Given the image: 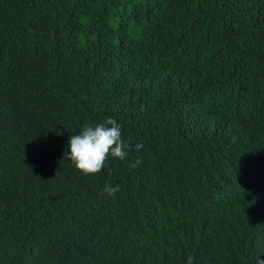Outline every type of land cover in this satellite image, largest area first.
<instances>
[{"label": "trees", "instance_id": "16d2710c", "mask_svg": "<svg viewBox=\"0 0 264 264\" xmlns=\"http://www.w3.org/2000/svg\"><path fill=\"white\" fill-rule=\"evenodd\" d=\"M53 116L63 138L115 118L130 148L106 180L79 171L68 146L64 174L10 199L51 264H187L175 235L204 225L201 264L263 257L222 197L234 173L264 188V0H0V157ZM254 191L238 184L233 201Z\"/></svg>", "mask_w": 264, "mask_h": 264}, {"label": "clouds", "instance_id": "9594fccd", "mask_svg": "<svg viewBox=\"0 0 264 264\" xmlns=\"http://www.w3.org/2000/svg\"><path fill=\"white\" fill-rule=\"evenodd\" d=\"M185 80L178 83V89L191 96L186 91ZM204 94L192 96L190 101L208 96ZM42 120L38 119L37 123L29 122L28 128L9 137L11 140L8 151L0 157V257L9 264H51L48 245L29 238V219L25 218H30V215L20 217L17 211L10 209L9 201L12 197L24 194L36 176L45 178L55 172L64 174L62 159L68 146L70 151L66 154L67 158L79 171L85 175L96 173L95 176L101 175L106 180L107 176L109 178L107 169L111 165L124 162L130 148L122 138V125L112 117L95 126L83 125L77 130L64 133V138L58 134L59 126L53 124L54 116L50 122L41 123ZM189 122L191 126L199 127L196 125L197 118L190 116ZM142 147V144L136 145L137 149ZM131 166L135 167L136 164ZM247 179L251 177L244 172L232 174L223 190L222 199L228 212L233 209L234 214L231 217L242 237L249 244H254L263 256L255 258L254 264H264V188L257 193L260 186L258 181L251 183ZM238 184L256 186V191L249 196L254 197L257 194L244 208L233 201ZM103 187L101 194L106 193L110 197L120 190L119 185L113 187L107 182ZM210 197L211 193L201 201L205 202ZM190 203L193 210L198 205L195 202ZM206 231L207 227L204 225L202 228L175 235L176 241L184 243V251L193 255L196 264H201L204 260L206 246L203 247L198 236ZM193 258L189 256L187 264H193Z\"/></svg>", "mask_w": 264, "mask_h": 264}, {"label": "bare ground", "instance_id": "6f19581e", "mask_svg": "<svg viewBox=\"0 0 264 264\" xmlns=\"http://www.w3.org/2000/svg\"><path fill=\"white\" fill-rule=\"evenodd\" d=\"M163 1H164V0H163ZM163 1L160 0V2H163ZM165 1H166V0H165ZM258 1H259V0H258ZM254 2H255V0H254ZM151 4H152V3H151ZM154 4H155V3H154ZM160 4H161V3H160ZM255 4H257V3H255ZM258 4H259V3H258ZM153 6H154V5H153ZM256 6H258V5H256ZM160 7H162V6H160ZM163 7H164V6H163ZM155 8H156V7H155ZM153 9H154V8H153ZM156 9H157V8H156ZM158 9H160V8H158ZM163 9H164V8H161V11H162ZM185 9H186V8H185ZM195 9H196V8H195ZM154 10H155V9H154ZM178 11H179V10H177V12H178ZM181 11H182V10H181ZM193 11H194V10H193ZM195 12H196V11H195ZM156 13H157V12H156ZM156 13H155L154 15H157ZM180 13H181V12H180ZM192 13H193V12H192ZM192 13H191V14H192ZM196 13H198V11H197ZM199 15H200V14H199ZM192 16H193V15H192ZM194 16H195V15H194ZM154 17H155V16H154ZM195 17H196V16H195ZM151 18H152V17H151ZM191 18H192V17H191ZM157 25H158V24H157ZM221 51H222V50H221ZM218 53H219V52H218ZM128 60H129V59H128ZM251 199H252V198H251ZM219 202H220V201H219ZM219 202H218V203H219ZM218 203H217V204H218ZM220 204H221V203H220ZM218 205H219V204H218ZM222 205H223V204H222ZM223 207H224V206H223ZM195 229H196V227H195ZM163 241H164V240H163ZM163 241H162V242H163Z\"/></svg>", "mask_w": 264, "mask_h": 264}]
</instances>
